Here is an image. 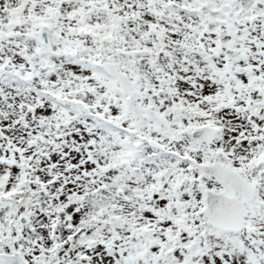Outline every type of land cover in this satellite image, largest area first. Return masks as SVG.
<instances>
[{"label": "snow or ice", "instance_id": "snow-or-ice-1", "mask_svg": "<svg viewBox=\"0 0 264 264\" xmlns=\"http://www.w3.org/2000/svg\"><path fill=\"white\" fill-rule=\"evenodd\" d=\"M0 264H264V0H0Z\"/></svg>", "mask_w": 264, "mask_h": 264}]
</instances>
